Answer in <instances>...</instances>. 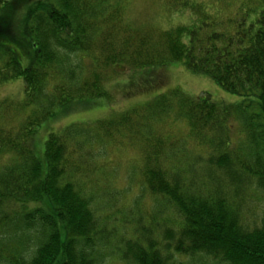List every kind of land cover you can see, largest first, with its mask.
<instances>
[{
	"label": "trees",
	"instance_id": "16d2710c",
	"mask_svg": "<svg viewBox=\"0 0 264 264\" xmlns=\"http://www.w3.org/2000/svg\"><path fill=\"white\" fill-rule=\"evenodd\" d=\"M161 1L189 20L140 27L124 0H0V85H22L0 97V264H264V2L224 18ZM170 62L239 99L171 87L94 125H48L74 98L112 101L103 83L122 68H147L125 95ZM171 109L186 136H167ZM95 143L137 150L135 213L122 210L134 187L109 185Z\"/></svg>",
	"mask_w": 264,
	"mask_h": 264
},
{
	"label": "rangeland",
	"instance_id": "374dc122",
	"mask_svg": "<svg viewBox=\"0 0 264 264\" xmlns=\"http://www.w3.org/2000/svg\"><path fill=\"white\" fill-rule=\"evenodd\" d=\"M160 1L161 0H124V14L126 19L138 24L140 27L153 25L164 28L189 20L191 14L188 10L171 11ZM197 2L207 5L210 9H217L220 17L225 18L236 16L242 9L248 10V15H254L259 10V5H261L264 0H197ZM20 61L22 65L25 64L21 59ZM164 65L165 67L156 65H154L155 67H149L155 68V70L159 68L158 72H156L158 75L154 79L153 85L148 83L143 85L142 82L138 84L133 83L131 87L132 91L125 95L121 94L119 91V89L121 90L122 88L121 84L136 74L141 76V72L147 68H134L131 70L122 68L121 71L119 70L120 72L115 75L116 77H114V79L108 81L111 79L109 76L108 80L106 79L103 83L110 93L112 101H108L106 97L74 98L69 104L55 106L54 115L57 118L53 119L54 115H52L51 122L48 125L51 127H63L73 122L86 124L87 126L94 125L99 119L113 115L116 116L123 110H128L142 102L148 101L157 93L166 91L171 87H177L190 96H195L199 92L205 91L210 94L212 99L223 102L232 103L239 99L238 95L220 89L219 86L204 74L192 73L184 67L177 66L176 63L172 62ZM21 87L20 78L11 80L10 84H1L0 97L4 94H8L9 97L18 99L22 96ZM71 106H73L74 109L68 112L67 107ZM62 112L65 114H62ZM175 112V109H171L166 116H163L164 119H162L163 121L161 123L167 128V131L165 130L167 136L172 139L181 135L186 136L187 130L189 129L187 123L183 119H175L173 117ZM167 118H171V120H166ZM45 125L46 122L41 124L37 132V137L43 135L42 139H45L47 134L42 130ZM93 147L97 156L94 161L97 164L103 162L104 166L107 167L104 169L107 174L105 177L108 178L109 185L112 186V188L115 187V189L122 191L128 185L133 186L135 184L136 175L135 173L133 174L136 170L134 157H136L138 153L135 148H120L119 146H110L109 144L105 151L103 146L100 148L99 143H95ZM102 151L104 155H102ZM99 176L100 174L96 175V177ZM102 176L104 177L103 174ZM134 189H136V186L133 188V191L124 196L123 201L125 200V204L122 210L129 208L135 213L136 205L132 204L129 200V195L135 193ZM143 201L145 202L144 199ZM254 202L257 204L258 213H260L262 211L261 208L264 206V202H262L259 197H254ZM128 215L130 216L131 214ZM200 259L203 261L202 256L197 259L192 258L191 261L196 262L195 264H202ZM110 262L114 263L115 257H111ZM209 263V259H207V264Z\"/></svg>",
	"mask_w": 264,
	"mask_h": 264
}]
</instances>
